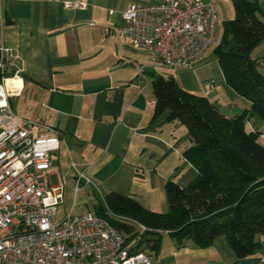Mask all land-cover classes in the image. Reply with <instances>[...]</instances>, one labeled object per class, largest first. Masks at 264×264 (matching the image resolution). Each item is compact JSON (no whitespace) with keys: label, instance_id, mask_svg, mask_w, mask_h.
Instances as JSON below:
<instances>
[{"label":"crops","instance_id":"0c3cea01","mask_svg":"<svg viewBox=\"0 0 264 264\" xmlns=\"http://www.w3.org/2000/svg\"><path fill=\"white\" fill-rule=\"evenodd\" d=\"M64 1L84 7L65 9ZM155 1L0 0L1 44L15 55L8 71L15 75L5 81V89L17 90L7 97V104L16 117L34 123L36 134L47 129L57 133L59 145L50 156L47 175L49 184L60 186L62 193L67 178H72L73 193L76 172H83L99 192L129 196L149 211L165 213V182L173 180L182 188L196 176L183 154L190 146L185 127L165 121L164 115L151 118V75L162 76V67L145 50L130 47L115 30L122 26L121 13L129 4ZM202 1H215L216 8V0ZM257 1L264 8V0ZM218 15L221 23L230 17L221 9ZM251 57L264 59L262 43ZM207 63L211 78L202 96L209 102L210 94L215 99L229 92L237 99L214 57ZM258 68L263 72L264 64ZM243 104L242 110L248 102L241 98V106H229L223 116H236ZM88 186L81 181L77 192ZM135 244L131 241L129 247ZM138 248L149 264H264V246L237 259L223 236L198 247L190 240L179 246L163 233L153 249Z\"/></svg>","mask_w":264,"mask_h":264},{"label":"trees","instance_id":"16d2710c","mask_svg":"<svg viewBox=\"0 0 264 264\" xmlns=\"http://www.w3.org/2000/svg\"><path fill=\"white\" fill-rule=\"evenodd\" d=\"M230 2L235 17L222 22L226 38L212 54L225 85L248 108L225 118L204 96L183 90L172 77L151 75V118L164 115L165 121L185 127L190 146L183 154L196 176L182 188L173 180L165 182V213L116 192L104 194V206L95 204L93 214L116 229L125 245L136 242L129 252H139L140 245L153 249L163 233L179 246L190 240L198 247L223 236L237 259L264 246L256 238L264 235V145L258 142L260 133L245 130L249 117L264 123V74L258 68L264 59L251 57L264 39V9L257 0ZM10 77L7 72L5 78Z\"/></svg>","mask_w":264,"mask_h":264},{"label":"built area","instance_id":"2783aa9c","mask_svg":"<svg viewBox=\"0 0 264 264\" xmlns=\"http://www.w3.org/2000/svg\"><path fill=\"white\" fill-rule=\"evenodd\" d=\"M62 6L80 9L84 4L64 1ZM214 12L215 1L132 3L121 13L123 24L115 30L161 67L189 69L211 47ZM10 58L15 55L0 39V264H149L142 252H129V245L102 218L67 214L55 221L62 188L49 184L47 171L50 156L58 149V135L52 129L36 134L34 123L9 109L7 97L17 90L5 89ZM136 70L141 72L140 67ZM205 87L213 86L208 82ZM81 181L91 184L83 172H76L73 193ZM119 218L144 231L142 225Z\"/></svg>","mask_w":264,"mask_h":264},{"label":"rangeland","instance_id":"374dc122","mask_svg":"<svg viewBox=\"0 0 264 264\" xmlns=\"http://www.w3.org/2000/svg\"><path fill=\"white\" fill-rule=\"evenodd\" d=\"M216 1H217V5L215 8V12H214L215 17L217 18L216 28H215V31L213 34L211 47L208 49L207 52L204 53L203 59L200 62H198V64H194L195 62L193 64H191V67L189 69H187V68H183V69L170 68V69H168L165 67H162V69H161V74L163 77L170 76L173 78V80L176 79L178 81V83L175 80H174V82L179 87L182 84L183 87H187V89L192 90L191 92L189 91V93L196 95V96H202V90L201 89L204 86V83L211 78V76L207 72L208 68H209L207 62L212 60V58H213L212 49L217 44L221 43L224 38H226L222 23L220 22L219 15H218L219 9H221V13H227L228 12L230 14V17H228V19H232L235 17V13H234V10H233V7H232L230 0H216ZM228 19H225V20H228ZM260 43H262L264 45V39ZM205 63H206V65H205ZM197 66H200V68H197ZM261 72H262V70H261ZM262 73L264 74V71ZM212 95L213 94L209 95V99H210L211 103L214 104V106L212 104L211 105L221 115H224L225 113L227 114L230 107L238 108L239 106H241L240 105V99L241 98L238 97L237 99L239 100V102H237V99L235 98V96L229 94V92L228 93L224 92L223 94H218V96L215 99H214V95L213 96ZM244 106H245V104H243V107H240V111L238 114H240L242 112V108H244ZM246 108H248V105ZM245 130L260 133V136L258 138V142L261 145H264V123L259 118L249 117V119H247V121L245 123ZM52 184H55V183L52 182ZM72 184H73L72 178H67V182L64 181L62 198L60 199V202L56 207L55 221L61 220L67 214L70 216H79V215H82L85 213H90V214L94 215L93 212L95 209V204L96 205H97V203H99L100 205L103 204L101 201V198H103L105 193L102 189H100L101 190L100 191L101 193H100L98 191V189H97V191L95 189H93L92 184H89L91 187L88 186V187L80 190L76 194H73L72 193ZM102 206H104V204ZM1 235H3V233H0V236ZM259 237L260 236H258V235L256 236L257 239Z\"/></svg>","mask_w":264,"mask_h":264}]
</instances>
